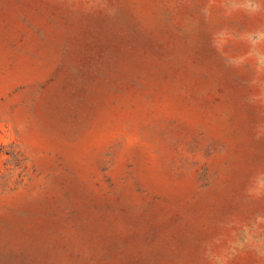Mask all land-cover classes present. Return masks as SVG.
Listing matches in <instances>:
<instances>
[{"label":"rangeland","instance_id":"rangeland-1","mask_svg":"<svg viewBox=\"0 0 264 264\" xmlns=\"http://www.w3.org/2000/svg\"><path fill=\"white\" fill-rule=\"evenodd\" d=\"M0 264H264V0H0Z\"/></svg>","mask_w":264,"mask_h":264}]
</instances>
